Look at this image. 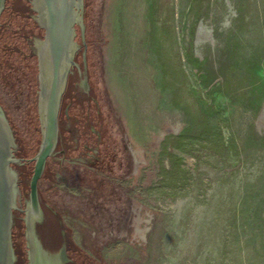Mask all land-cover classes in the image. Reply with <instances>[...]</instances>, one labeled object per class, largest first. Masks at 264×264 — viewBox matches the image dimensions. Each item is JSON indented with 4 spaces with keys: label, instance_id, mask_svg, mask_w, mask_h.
<instances>
[{
    "label": "water",
    "instance_id": "1",
    "mask_svg": "<svg viewBox=\"0 0 264 264\" xmlns=\"http://www.w3.org/2000/svg\"><path fill=\"white\" fill-rule=\"evenodd\" d=\"M21 2L31 19L0 0V264L19 262L17 219L27 264L56 259L47 220L73 264H146L154 219L134 194L155 148L128 78L138 0Z\"/></svg>",
    "mask_w": 264,
    "mask_h": 264
},
{
    "label": "rangeland",
    "instance_id": "2",
    "mask_svg": "<svg viewBox=\"0 0 264 264\" xmlns=\"http://www.w3.org/2000/svg\"><path fill=\"white\" fill-rule=\"evenodd\" d=\"M128 78L155 148L146 264H264V0H138Z\"/></svg>",
    "mask_w": 264,
    "mask_h": 264
},
{
    "label": "flooded vegetation",
    "instance_id": "3",
    "mask_svg": "<svg viewBox=\"0 0 264 264\" xmlns=\"http://www.w3.org/2000/svg\"><path fill=\"white\" fill-rule=\"evenodd\" d=\"M27 3V2H26ZM25 5V4H24ZM29 7H30V5H29V3H27L26 5H25V10L24 9H22V10H24V13H25V15L27 16V17H29L30 19H31V15H33V13L29 10ZM24 15V14H23ZM32 22H33V24H34V26H35V28L37 29V33L36 34H32V45H31V53H32V55H33V46H34V41H35V39L36 38H41L43 35H44V30L43 29H40L37 25H36V23L34 22V20L32 19ZM35 56V55H34ZM36 57V56H35ZM36 61H37V58H36ZM0 107H1V105H0ZM61 111L62 112H60V115H61V113H63V114H67V108L66 109H62L61 108ZM59 125H60V130L62 131H64L65 129H63L62 128V126H61V124H60V118H59ZM63 139L64 138H61V136H60V140L59 141H63ZM20 216H21V214H20ZM21 222V221H20ZM48 222V221H47ZM47 222H43L42 223V225H41V227H44V229H47L46 230V233H45V235H43V234H41V236H45L44 238V240H46L47 241V243H48V245H49V249H46V251H47V253H48V257H52V260H53V258H54V256H55V260H53V264H73L72 263V261L67 257V255H66V252H67V250H68V241H67V238L66 239H64L63 237H62V234H61V229H62V227H59V242H58V247H55V248H53V246H51V244H50V242H51V234H50V230L48 231V228H49V225L50 224H48ZM16 223H18V219L16 220V222H15V230L17 229V227H16ZM44 225V226H43ZM13 234V233H12ZM38 234H40V233H38ZM36 235V237H37V240L38 241H40L39 240V235ZM66 234V233H65ZM42 240V239H41ZM12 241H13V235H12ZM13 243V247H14V241L12 242ZM64 247V248H63ZM63 249H64V254H63V256H61V251H63ZM14 254H15V258L17 257L18 258V253H17V251H16V248L14 247ZM23 252L21 253V255L23 256ZM26 254V253H25ZM41 258V262H40V260H39V262H40V264H47V261L45 262V263H43L42 262V256L40 257ZM68 258V259H67ZM23 263H26L27 264V255H26V257H25V259L23 260ZM15 264H17V262H15Z\"/></svg>",
    "mask_w": 264,
    "mask_h": 264
},
{
    "label": "trees",
    "instance_id": "4",
    "mask_svg": "<svg viewBox=\"0 0 264 264\" xmlns=\"http://www.w3.org/2000/svg\"><path fill=\"white\" fill-rule=\"evenodd\" d=\"M13 9L14 11H18L20 14H23L24 13V10H25V5L21 2V0H15V3H14V6H13ZM24 9V10H22ZM71 105L70 104H67V105H64L62 107V109H66L68 107H70ZM62 115V114H61ZM60 115V116H61ZM63 130L61 131L60 130V136L61 138H64L63 137ZM65 139V138H64ZM20 148V147H19ZM20 151L22 150V148L19 149ZM24 168V167H23ZM47 173V170H46V167H45V170H44V173H43V176H45V174ZM48 221V220H47ZM46 222V221H45ZM16 227L17 229L15 230V234H16V240L14 241V247L16 248V251L18 253V259H19V262L17 264H23V260H24V257L21 255V253L23 252V244H22V236H23V232L21 230V222L18 221V223H16ZM44 226V225H43ZM40 229V233H42L43 235H45L46 233V230L47 229H44V227H39ZM50 230V234H51V246H53V248L55 247H58V242H59V226L56 224V223H51L49 225V228H48V231ZM42 231V232H41ZM68 241V245L70 246V240L67 239ZM73 263V262H72Z\"/></svg>",
    "mask_w": 264,
    "mask_h": 264
}]
</instances>
